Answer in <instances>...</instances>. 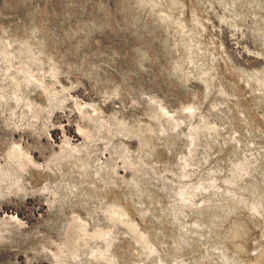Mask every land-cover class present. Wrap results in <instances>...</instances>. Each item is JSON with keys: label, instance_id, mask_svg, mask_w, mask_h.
I'll return each instance as SVG.
<instances>
[{"label": "rangeland", "instance_id": "obj_1", "mask_svg": "<svg viewBox=\"0 0 264 264\" xmlns=\"http://www.w3.org/2000/svg\"><path fill=\"white\" fill-rule=\"evenodd\" d=\"M0 264H264V0H0Z\"/></svg>", "mask_w": 264, "mask_h": 264}]
</instances>
